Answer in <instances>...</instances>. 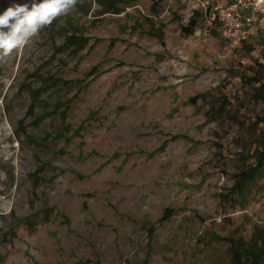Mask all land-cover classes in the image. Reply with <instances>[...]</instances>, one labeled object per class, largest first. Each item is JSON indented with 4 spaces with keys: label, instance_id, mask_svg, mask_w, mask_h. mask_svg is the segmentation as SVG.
Segmentation results:
<instances>
[{
    "label": "rangeland",
    "instance_id": "rangeland-1",
    "mask_svg": "<svg viewBox=\"0 0 264 264\" xmlns=\"http://www.w3.org/2000/svg\"><path fill=\"white\" fill-rule=\"evenodd\" d=\"M227 1L77 0L0 61V264L264 249V174L236 188L264 147V41L230 45Z\"/></svg>",
    "mask_w": 264,
    "mask_h": 264
},
{
    "label": "clouds",
    "instance_id": "clouds-1",
    "mask_svg": "<svg viewBox=\"0 0 264 264\" xmlns=\"http://www.w3.org/2000/svg\"><path fill=\"white\" fill-rule=\"evenodd\" d=\"M77 0H33L14 3L0 13V61L27 45L45 27L68 14Z\"/></svg>",
    "mask_w": 264,
    "mask_h": 264
},
{
    "label": "built area",
    "instance_id": "built-area-1",
    "mask_svg": "<svg viewBox=\"0 0 264 264\" xmlns=\"http://www.w3.org/2000/svg\"><path fill=\"white\" fill-rule=\"evenodd\" d=\"M219 21L233 47L264 41V0H228L220 9Z\"/></svg>",
    "mask_w": 264,
    "mask_h": 264
},
{
    "label": "trees",
    "instance_id": "trees-1",
    "mask_svg": "<svg viewBox=\"0 0 264 264\" xmlns=\"http://www.w3.org/2000/svg\"><path fill=\"white\" fill-rule=\"evenodd\" d=\"M96 1L100 5V0ZM254 160L252 164L248 165L240 173L237 179L236 188L242 200L246 196L245 189L254 184L262 173L264 174V147L259 151V154H257ZM171 215L172 212L170 210L166 211L164 219L169 218ZM150 233L152 234V231ZM229 255V264H264V249L257 250L253 246L246 245L243 241L231 240ZM245 256L248 258L245 259ZM142 264H149V261L145 259Z\"/></svg>",
    "mask_w": 264,
    "mask_h": 264
}]
</instances>
